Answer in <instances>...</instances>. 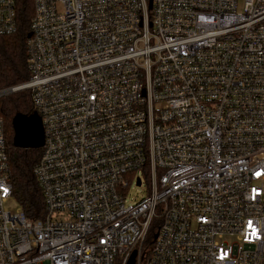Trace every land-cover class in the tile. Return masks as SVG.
I'll list each match as a JSON object with an SVG mask.
<instances>
[{
  "label": "built area",
  "instance_id": "2783aa9c",
  "mask_svg": "<svg viewBox=\"0 0 264 264\" xmlns=\"http://www.w3.org/2000/svg\"><path fill=\"white\" fill-rule=\"evenodd\" d=\"M32 3L45 214L5 208L0 118V264H264V0Z\"/></svg>",
  "mask_w": 264,
  "mask_h": 264
},
{
  "label": "trees",
  "instance_id": "16d2710c",
  "mask_svg": "<svg viewBox=\"0 0 264 264\" xmlns=\"http://www.w3.org/2000/svg\"><path fill=\"white\" fill-rule=\"evenodd\" d=\"M15 9L16 31L10 35H0V91L17 88L29 78L26 44L33 15L32 0H15ZM33 111L34 107L27 90H18L0 97V118L9 147L12 201L28 219L36 221L42 219L45 214L43 194L34 175L41 149L13 148L11 130V119L16 113L29 115ZM153 229L151 234L154 232Z\"/></svg>",
  "mask_w": 264,
  "mask_h": 264
},
{
  "label": "water",
  "instance_id": "95a60500",
  "mask_svg": "<svg viewBox=\"0 0 264 264\" xmlns=\"http://www.w3.org/2000/svg\"><path fill=\"white\" fill-rule=\"evenodd\" d=\"M149 5H151V0H149ZM10 93H12L11 90L1 91L0 97ZM11 130L13 148L21 150H39L42 148L44 144V132L37 112L33 111L29 115L16 113L11 119ZM133 258L134 256L128 264H134Z\"/></svg>",
  "mask_w": 264,
  "mask_h": 264
},
{
  "label": "rangeland",
  "instance_id": "374dc122",
  "mask_svg": "<svg viewBox=\"0 0 264 264\" xmlns=\"http://www.w3.org/2000/svg\"><path fill=\"white\" fill-rule=\"evenodd\" d=\"M146 194L145 192V184L144 186H142L141 188H135V187H132L129 191V195L127 197V200L130 201V200H139L141 199L142 197H144ZM5 208L9 211H12L14 212L17 208L15 202L13 201H10L8 204L5 205Z\"/></svg>",
  "mask_w": 264,
  "mask_h": 264
}]
</instances>
